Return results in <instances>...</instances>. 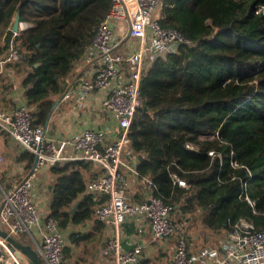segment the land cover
<instances>
[{
	"label": "trees",
	"instance_id": "16d2710c",
	"mask_svg": "<svg viewBox=\"0 0 264 264\" xmlns=\"http://www.w3.org/2000/svg\"><path fill=\"white\" fill-rule=\"evenodd\" d=\"M112 5L113 0H0V61L21 78L34 125L49 121L55 96L65 92L76 61L91 47ZM262 6L264 0L164 2L160 23L179 29L191 42L148 59L129 136L139 178H152V184L146 180L148 192L176 206L177 243L184 237L192 244L188 230L197 226L206 235L201 246L212 245L211 236L223 234L241 218L264 229ZM17 12L32 25L15 33ZM12 45L18 58L6 60ZM13 89L11 77L2 72L0 110L17 106L10 97ZM34 158L28 150L18 156L29 166ZM87 165L75 160L51 166L58 178L50 214L62 228L93 220L104 200L86 193L82 167ZM175 174L188 186L175 181ZM135 225L125 221L122 231L133 233ZM88 236L72 232L70 239L78 244ZM69 249L67 245L64 259ZM141 264H151V259Z\"/></svg>",
	"mask_w": 264,
	"mask_h": 264
},
{
	"label": "built area",
	"instance_id": "2783aa9c",
	"mask_svg": "<svg viewBox=\"0 0 264 264\" xmlns=\"http://www.w3.org/2000/svg\"><path fill=\"white\" fill-rule=\"evenodd\" d=\"M164 2L113 0L92 41L91 47L101 64L90 77L80 80L78 94L83 98L95 89L106 91L103 106L122 128L119 138L107 142V131L101 127H87L70 136L54 137L49 134L48 125L33 124V113L26 103L11 110H0V128L8 131L25 150L38 156L37 166H32L28 173L13 182L9 191H4L0 225L17 238L23 234L39 236L43 264H63L67 240L58 219L42 212L34 201L35 173L41 167L54 166L68 159L91 160L104 168L99 177L87 184L89 191L108 195L105 203L95 209L99 220L114 227L113 234L101 249L103 257L114 254L116 264H141L142 246L123 248L121 226L130 218H148L156 240H166L177 233L172 221L176 206L152 191L143 202H132L126 193L121 171L125 166L138 174L136 166L128 162L126 156L132 153L130 127L141 104L140 86L148 59L163 52L176 51L182 44L191 42L179 29L160 23L164 16ZM120 21L126 24V32L117 39L116 24ZM133 38L137 42L136 49L128 46ZM17 58L18 51L12 45L6 60ZM209 153L214 155V151ZM174 179L188 186L176 174ZM146 180L152 184L151 177ZM244 197L254 206L248 194ZM209 261L212 264H264V229H256L251 221L241 218L218 235L212 245L195 248L181 237L167 264H208ZM0 264L31 263L20 260L16 249L0 235Z\"/></svg>",
	"mask_w": 264,
	"mask_h": 264
},
{
	"label": "crops",
	"instance_id": "0c3cea01",
	"mask_svg": "<svg viewBox=\"0 0 264 264\" xmlns=\"http://www.w3.org/2000/svg\"><path fill=\"white\" fill-rule=\"evenodd\" d=\"M30 25H32V23L28 21H21L22 29ZM116 27V37L119 39L123 36L124 32H126V24L124 22H118ZM136 44L137 42L133 38L128 46H135ZM100 64V58L95 55L92 47L87 50L81 59L76 61L71 75L65 82V92L55 96V103L56 101L57 103L55 107L53 106L49 121L45 124L48 125L49 134L51 136H70L71 134L80 132L87 127H101L106 129L107 142H112L121 136L122 128L103 106V98L106 95V91L95 89L90 91L88 95L83 98L78 94L80 80L82 78L90 77L99 68ZM1 65L2 70L0 74L2 72L8 74L14 84V89L10 93V97L15 100L17 106H19L20 103H26L25 88L22 84L21 78H18L12 69H5L4 62L2 63V61H0V66ZM11 109L13 108H7L4 110ZM0 132L2 133V136L0 137V178L2 180L0 185L2 186V190L0 191L1 207L4 191H9L13 182L19 180L22 176L28 173L33 166V163L29 166L27 160H18V156L25 149L8 131L0 128ZM126 159L135 166L137 165V161L132 156V153L127 154ZM70 161L75 160L68 159L60 164L63 166ZM79 161H83L85 164L88 163L87 166L82 167L87 184L104 172V168L97 162L91 160ZM121 171L124 174L125 180L123 183L128 198L132 202H139L136 196L140 199H146L149 194L146 180L140 179L139 175L128 167L122 166ZM57 178L58 174L52 171L51 166L41 167L35 173L33 198L38 208L45 214H50L53 185ZM86 193H93L99 200L104 199L99 205L105 203L107 200L105 198H108V195L105 193L89 191L87 185ZM95 219H98L96 215L93 220H89L84 224H70L66 228L60 227L62 234L67 240V245L70 247L68 250L69 254H65V259L63 258V264H87V261L89 264H116L114 254H110L108 257H103L101 254V249L113 234L114 227L112 224L101 220L100 221L103 224L99 225L95 223ZM127 221L136 222V231L133 233H127L124 228L122 231L121 227V237L124 250L140 245L142 246V260L147 258L152 260L159 256L161 252L166 253L167 261L165 264L172 259L176 250V247L174 252L171 253L170 250L172 249L171 241L175 238L173 235L166 240H156L153 237L152 228L148 218H130ZM178 227L179 225L177 228ZM79 231H83L85 234H89V236L87 239L79 241L78 244H73L70 235L72 232ZM177 234H180L179 229ZM19 239L24 243L31 244L39 251V245L41 244V238L39 236L34 235V237H32L29 234H23ZM195 239H197L196 236ZM208 264H212V262L209 261Z\"/></svg>",
	"mask_w": 264,
	"mask_h": 264
},
{
	"label": "water",
	"instance_id": "95a60500",
	"mask_svg": "<svg viewBox=\"0 0 264 264\" xmlns=\"http://www.w3.org/2000/svg\"><path fill=\"white\" fill-rule=\"evenodd\" d=\"M21 29H22L21 15H20V12H17L14 18V21H13L12 30L18 33ZM36 65H38V63ZM56 103L54 104V107ZM139 158H142V155H139ZM37 162H38V156H35L34 162H33V168L37 166ZM76 209H77V204L74 206L72 211H75ZM0 235L5 237L9 241L13 249H16V254L20 260L22 261L27 260L31 264H43L40 253L36 248H34L31 244L24 243L19 238L9 234V232L5 230L4 228H2L1 225H0Z\"/></svg>",
	"mask_w": 264,
	"mask_h": 264
},
{
	"label": "rangeland",
	"instance_id": "374dc122",
	"mask_svg": "<svg viewBox=\"0 0 264 264\" xmlns=\"http://www.w3.org/2000/svg\"><path fill=\"white\" fill-rule=\"evenodd\" d=\"M120 22H123V21H120ZM2 136V133L0 132V137ZM1 178H0V185H1ZM2 186H0V191L2 190V188H1ZM189 232V234H191L189 237L192 239V244H193V246L194 245H196V247L198 248V247H200L202 244H203V242H204V238H205V234L203 233V230L202 229H200L199 227H197V226H195V227H192V228H190L189 230H188ZM187 233V234H188ZM197 234V235H196ZM195 236H196V238L197 239H194L195 238ZM217 236L218 235H213V236H211L210 238L212 239V242L213 243H215L216 242V239H217ZM194 240L196 241V244L194 243ZM172 249H170L171 250V253L172 252H174V249H175V247H176V245H177V242H176V238H174L172 241ZM195 247V248H196ZM166 261H167V256H166V253H164V252H161L160 254H159V256H157V257H155L154 259H152L151 260V264H165L166 263ZM87 264H89V262L87 261L86 262Z\"/></svg>",
	"mask_w": 264,
	"mask_h": 264
},
{
	"label": "bare ground",
	"instance_id": "6f19581e",
	"mask_svg": "<svg viewBox=\"0 0 264 264\" xmlns=\"http://www.w3.org/2000/svg\"><path fill=\"white\" fill-rule=\"evenodd\" d=\"M132 48L136 49L137 48V44L135 46H132Z\"/></svg>",
	"mask_w": 264,
	"mask_h": 264
}]
</instances>
